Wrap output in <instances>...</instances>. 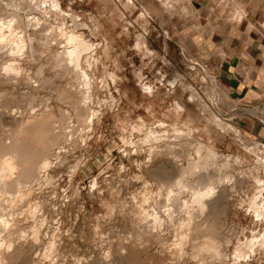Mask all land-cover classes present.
<instances>
[{
	"label": "bare ground",
	"instance_id": "bare-ground-1",
	"mask_svg": "<svg viewBox=\"0 0 264 264\" xmlns=\"http://www.w3.org/2000/svg\"><path fill=\"white\" fill-rule=\"evenodd\" d=\"M134 1L135 0H125L126 4L135 3ZM158 1L161 3V5L164 8H166V10L168 9L170 11H177V10L187 11L188 4L192 5V3H195L194 2L195 0H182V2H180V0H158ZM43 2H46L44 6L41 4ZM147 2L149 1L147 0ZM138 3H140V1ZM148 5L150 6V4ZM148 5L143 7L140 5L141 6V7L139 6L140 10H137L139 14L142 15L146 14L147 16ZM151 7L152 5L149 8L150 10ZM24 8L30 11L35 8L38 10H43V12L45 10L48 12H55L60 14L63 11L62 10L63 8H61L59 0H5V3L2 2V0H0V56H2V54L7 50H8L7 52H9L7 55V59H9V61L6 60L2 62V60H0L3 69L2 71L0 70V83L9 81L12 78L17 79L20 76L21 71L25 65V64L22 65L20 60H24L23 63L26 62L28 63L32 59L34 61L35 54L40 55V53L44 50L45 51L43 53H46V49L42 50L40 48L41 52L37 54L38 49H36L34 45L35 39H38L39 38L38 36L40 35L39 34L37 36L38 38H35V33H38L37 32L38 30L41 31V26H45V25L43 24L42 21L39 20V18L34 17L35 18V21L33 22L34 27L30 28L31 19L28 20L23 18L24 15L22 16L21 15L22 13H20L21 12L20 10L21 9L24 10ZM155 12L157 11L155 10ZM152 13L153 12H150V14ZM69 14H70V18H72L73 20L71 21V23L73 22L72 25L76 26L77 23H80L79 24L80 26L82 22H78L75 19L77 14H75V18L73 17L74 14L73 16H71L72 13ZM240 14L242 13L240 12ZM84 25L86 24L84 23L83 26ZM46 28L47 27L45 26V28L43 29ZM78 28L75 29L73 26L67 25L65 23H61V26H59V33L61 35L60 40L56 36V39L59 40L57 42H62V44L58 43L61 44V48L52 50V53H48L50 54L49 58L46 55L48 58L47 63L50 64V66L48 64H45L44 66L45 68H47L48 66L52 68L53 66L55 68L53 74L54 76L52 74L51 76L43 75L44 74V73L42 74L43 64L45 62H39L36 65V68L33 67V69H35L34 70L35 73L37 74V76L35 77L36 78L38 77V79L35 80L33 79V77H31L33 79V81L32 80L31 81L36 83H32L29 78L30 76L26 74V78L29 83L28 85L30 89L28 90L25 89L24 94L23 92L22 94H18L19 97L21 96L22 99L25 98V100H27V101L24 100V102H27L30 105V102L32 101L35 102L34 100L35 98H37L36 95L38 96V94H36V90L40 88L39 86L41 87L43 86L42 88H47L48 86L52 87L53 84H55L54 87L56 88L53 89L54 92L56 90L55 93L57 97L56 100L58 102L62 101L66 103L65 106H67L69 110H65L64 108L66 107L62 109H60L59 107L57 110H54L51 107H49L50 105L49 106L47 104L43 105L44 103L42 100L41 101L43 105L42 107L40 105L39 108L38 107L34 108V106L31 105L30 107L28 106L24 111L20 110L18 114L14 112L13 114L15 115H13L12 118L10 116L11 123L9 124L10 125L9 129L7 128L8 131L4 130L6 134H4L5 132L4 133L0 132V264H16L15 262L19 261L20 259L29 257L30 250H32L36 246L35 243L36 240L34 241L33 237H32L33 239L27 238L20 240L19 235L14 234L15 232H18L20 234V231H22L23 229V221H22L23 217L21 218L20 216H18L19 213L17 214V211L18 209L20 211L21 205L23 203L27 201L30 202L32 200L31 194L34 191L32 189L34 187V186L32 187V185L34 184L33 182H36L35 180L39 178L40 176L39 172L41 170L45 169L46 171L49 168L50 164L52 163L51 157L55 155V158L56 157L59 158L60 162L64 161L65 159L62 160L64 157L62 155L65 154V152L68 151L73 144H76L77 142L79 144V141L80 140L82 141L84 139L85 134H87L85 128L87 126L89 128L91 124L90 122L96 119L93 118L98 117L99 115V113L97 112L98 110L96 111L94 109L95 106L90 105L91 102H94V99L97 100L98 98V96L96 95L97 86L95 85L94 77L92 75L93 68L91 67V65L93 64V62L96 61L97 58V57L95 58V51L98 48L97 46L98 42L95 41L96 43L95 44L89 39H86L83 32L78 31ZM95 29L93 28V30ZM55 31L57 33L58 29L56 28L54 32ZM56 33L55 35L58 34ZM48 34L49 33H47V35ZM43 36L45 37V35ZM39 39H41V37ZM43 40L44 41L39 42L40 46L46 45L50 47L52 44L54 45L55 43H57L56 41L50 42L51 39H49V37L48 38L45 37V39ZM136 40H137L136 46L138 51L143 52V54L152 51V49L147 46L146 39L144 35H142V33L140 34L138 33ZM104 41H105L104 45H102V47L100 46V48L101 50H103L104 54H107L110 45L106 41V39H104ZM39 44L37 43V48H39L38 46ZM8 45L9 47H7ZM5 47H7V49L3 50ZM53 48H55V45ZM93 57L95 58V60H93L94 59ZM46 65L48 66L46 67ZM93 65L95 66V63ZM138 70L135 71V76H137L138 80L136 81H139L137 83H139V86L141 87L140 93L149 100L150 99L154 100L155 98L162 99L164 97V94H162V96L159 94V92L162 91V89L159 87V85H157V79L143 80L142 72ZM35 73L33 72L34 75ZM101 74L102 73L100 72V75ZM55 76H57V78L58 76L60 78L65 77L66 83L64 84L62 82L61 85L56 86L57 82L53 83L54 78L52 79V77ZM107 76L109 78L110 77L114 78V76L116 75L112 71L111 72L107 71ZM200 76L202 79L204 78L202 75ZM113 80H111L110 82L112 83ZM63 81L65 80L63 79ZM174 81L169 80L171 85L174 83ZM112 85L114 84L112 83ZM180 85L182 87L185 86L183 81H180ZM172 86L174 87L175 84H173ZM49 89L50 88H48V90ZM174 90L175 89H172L171 91ZM195 91L193 92L190 91V97L188 98L190 102H193L194 104L198 103V93H196ZM182 92L183 90H181L180 95H182ZM108 93H110V91ZM13 95L14 94H12L9 97L10 100L14 102L18 98L17 101H19L18 96L17 98L14 97L16 99L13 100L14 99L12 98ZM199 95L201 96V94ZM6 97L7 96L3 98L6 100ZM112 98L113 97L111 94L110 99ZM208 98L210 102H201L202 103L201 106L200 107L198 106L201 112L199 111L193 112V110H191L187 106L189 104H186V101L180 99L177 95V97L173 100V103H171V107H169L165 112H163L164 116L169 117L170 122H166L165 119L159 118L158 120H156V122L151 124L148 123L147 120L142 115H138V114L136 116V119H132L133 121L131 119H130L131 121L129 119H124V118L119 119L121 121L119 132L121 133L123 143L126 145L127 143H130V145L132 144L135 147V148L133 147L134 153L140 152L141 150H143L142 148H144L145 152H147V159H145V161L143 160L144 161L143 163H141L142 160L140 162L137 161L138 163L136 166H138V172L134 174L136 180L142 182V185L140 186V188H138V191L135 194H133L132 197L133 200L134 198H136V202L134 201L137 210L136 212L138 214L136 215L138 217L137 219L140 220L139 221L140 225L142 226V229L139 228V230L137 229L136 226L135 230H138V234H137L138 241L141 243L143 242L142 244H144V241L150 239L156 240V242L158 241L160 244L161 243L164 244V242L167 241L164 235V231H168V233L170 232L173 238L171 237L172 243L169 244L171 246L168 252L175 257L176 261L174 262V264H181L180 263L181 259L184 257H189L190 259H192L194 261V264H213L214 261H218V262L221 261L223 263L224 261L227 260L251 262L252 260H254V258H259V256L261 255L264 256V228L252 229L249 234L245 233L246 235L244 234L243 230H241L239 232H241L240 234L243 235L238 236L239 234L238 235L235 234L236 231L223 228L224 221L223 219H221V217L224 215V213L227 210V204L230 199V196L237 195L236 194L237 179L247 178L248 180L250 178L252 180L251 183L253 182L252 184L250 183V185H252L251 186L252 190L251 191L249 190L250 191L249 193L248 191H245L247 189L241 190V195L238 198H236L237 202L234 200L236 202L235 205L237 208L244 207V209L246 210V214L250 216L251 220L254 223H264V138L257 137V139H252V141L249 140H248L249 142L246 141L245 134L244 135L241 134L240 128L229 122L224 121L223 118L216 116L212 112L211 105L218 103L219 92L216 91L210 93ZM7 101H9V99ZM101 101L103 102V99ZM10 102L11 101H9V105ZM19 102H21V100ZM99 102L97 103L99 104ZM36 103L37 102L33 103V105H36ZM94 103L96 104V102ZM1 105H5V103ZM146 108L147 110H151V105L147 104ZM115 113L116 112H114V114ZM1 114L2 112H0V115ZM89 116L90 118L88 119ZM1 122H3V120ZM126 126L128 127L131 136V137L128 136L129 139L126 136V132H127ZM116 127H117V123L115 128ZM76 130H78V132ZM169 131H171V133H169ZM220 131L227 133L232 131L235 140H237L241 144V150L240 151L238 150L234 154L219 152L216 147V142L217 139H219L218 135ZM133 132H136L137 134L136 138L132 136ZM169 137L172 138L170 139ZM60 143L62 144L65 143L64 150H58V147L57 149L55 148L56 145L61 146L59 145ZM180 152L182 153L179 154ZM76 160L75 163H73L72 165V170L70 169L71 166L70 167L68 166L72 174L76 173L80 167L79 161L81 159L78 160L77 162ZM247 160H249V164L247 167H245L244 169L238 168L240 171H234L235 169L234 165L235 166L241 164L243 165V163ZM45 175L48 178V181L52 177L50 174H48V172ZM235 176H238V178L236 179ZM46 180L47 179H45V181ZM108 180L107 183L109 182ZM39 181L41 182L40 179ZM92 181H93L92 184H95L96 177ZM110 183L112 184V182ZM245 183L244 185H246ZM36 184H38V182H36ZM120 187L123 186H119V189ZM241 188L243 187H240V189ZM112 189L113 188H111V190ZM109 190L110 189H108V191ZM40 204L41 202L36 200L29 203L27 208L29 213L27 212V214H29L31 217L32 216L36 217L35 215L37 214V211L41 209ZM124 204L126 203L124 202ZM110 207H113V203ZM126 208L125 209L127 211L128 207ZM234 208H232V210ZM112 209L113 208H111V210L107 212L109 213V215L110 212L113 211ZM121 209L123 210V208ZM21 210L23 211V207ZM29 215L27 218H30ZM27 220H31V219H27ZM38 220H40V218H38ZM24 222L26 223V221ZM24 226L26 227V224ZM32 226L33 227L31 228L32 230L31 233L35 234L36 236L39 232L40 222L35 221ZM130 227L132 228V226ZM130 227H128L127 229L130 230L131 229ZM245 228L243 227V229ZM31 230L29 229V231ZM133 230L134 229H132V231ZM22 235L23 233H21V236ZM158 242L156 243V245L158 244ZM53 244L51 243L48 246L49 249L52 247ZM131 245L134 244H132L131 242ZM229 247H231L230 250L228 249ZM163 248L164 247H162L160 251H162ZM51 249L49 251H51ZM130 252H126V253H130ZM44 254L47 255L46 253ZM123 254L124 253H122V255ZM48 255L51 254L48 253ZM155 255H154V259L157 257V255L156 257ZM131 257H129L130 258L129 260H132L134 256L132 258ZM151 257L149 256V259L151 258L152 260L153 256ZM134 260L136 259H133L132 262H134ZM139 260H143V259H139ZM259 261H261V259ZM135 262H137V260ZM152 262H154V260ZM182 262L185 261L183 260ZM148 263L149 262H147V264Z\"/></svg>",
	"mask_w": 264,
	"mask_h": 264
},
{
	"label": "rangeland",
	"instance_id": "rangeland-1",
	"mask_svg": "<svg viewBox=\"0 0 264 264\" xmlns=\"http://www.w3.org/2000/svg\"><path fill=\"white\" fill-rule=\"evenodd\" d=\"M139 1L140 3H138ZM148 1L149 2H147V0H135L134 1L135 3L126 4L125 0H59L61 8H63L62 10L65 11V12L62 11L61 14L55 12H48L45 10L43 12V10H38L35 8L32 9L31 11L26 8H24V10L23 9L20 10L21 11L20 13H22L21 15L22 16L24 15L23 18L28 20L31 19L30 28L34 27L33 26V22L35 21L34 17L39 18V20L42 21L43 24L47 27L46 29H43L45 28V26H41V31L38 30L37 31L38 33H35V38L41 37V39L38 38L39 41L38 39H35V43H34L35 48L38 49L37 54L41 52V49L42 50L46 49V53H43L45 51L44 50L41 52L42 54L41 53L40 55L38 54L39 56L35 54L34 61L32 59L28 63L27 62L23 63L24 60H20L22 65L25 64L24 68L21 71L20 76L17 79L12 78L9 81L0 83V100H1L0 102H3L0 103V112H2V114L0 115V120L1 121L3 120V122L0 121V132L4 133L5 131H8L7 128L9 129L10 127L9 124L11 123L10 116L12 118V116L15 115L13 114L14 112L18 114L20 110L24 111L28 106L30 107L31 105L34 106V108L36 107L39 108L40 105L42 107L43 105L47 104L48 106L50 105L49 107H51L54 110H57L59 107L60 109L66 107L64 109L69 110V108L65 106L66 103L62 101L58 102L56 100L57 98L55 95L56 90L54 92L53 89L56 88L54 87L55 84H53V86L51 85L52 87L46 86L47 88H42L43 86L42 87L39 86L40 88L36 90V94H38L39 97L36 95L37 98H35L34 100L35 102H37L36 105H33V103H35L33 101L30 102L29 105L27 102H24L25 98L22 99V97L21 96L19 97L18 95V94H22V92L24 94L25 89L26 90L30 89L28 85L29 83L26 78V74L30 76L29 77L30 81L31 80L33 81V79L35 80L38 79V77L37 78L35 77L37 76V74L35 73L34 71L35 69H33V67L36 68V65L39 62H45L43 64V72H42V74L44 73L43 75L51 76V74L52 75L54 74L55 68L53 66L52 68L49 67L50 64L47 63V60L50 56V54L48 53H52V50L61 48L62 42H57L61 38V35L59 33V26H61V23H65L67 25L73 26L75 29L79 27L78 31H82L86 39H89L93 43H95V41L98 42L97 44L98 48L95 51V58L97 57L96 58L97 62L96 61L93 62V64L95 63V66L93 64L91 65L93 69L90 68L92 69V75L94 77L95 85L97 86L96 95L98 96L97 98L98 101L94 99V102H96V104L94 102H91L90 105L95 106V108L94 107L93 108L96 111L98 110L97 112L99 113V115L98 117L93 118L96 119L90 122L91 124L89 128L88 126L85 128L86 133L88 135L85 134L84 139L82 141L80 140L79 144L78 142L76 144H73L74 145V146L72 145L73 148L71 146L70 149L68 150L69 154L68 151H66L65 154L63 155L61 154L62 156H64L62 160L65 159L66 161L64 160L60 162L59 158L57 157H56L57 159L55 158V155L51 157L52 163L50 164L49 168L46 171L45 169L41 170L39 172L40 175L39 178L35 180L36 182H38V184H36V182H33L36 185L34 184L32 185V187L34 186L32 188L34 191L31 194L32 200L30 202L28 201L25 202L26 206L25 203H23L22 204L23 206L21 205V208L19 207L20 211L19 209L18 211L16 209L17 214L19 213L18 216H20L21 218L23 217L22 218L23 229L22 231H20V234L18 232H15L14 234L19 235L20 240L27 238L28 239L34 238V241L36 240L35 241L36 246L32 250H30L29 257L20 259L19 261L15 262L16 264H53V263L54 264H140L141 261L142 263L144 262L143 264L145 263L147 264V262H149L148 264H150L153 260L154 262H152L151 264H172V263L174 264L176 259L168 252L171 246L169 244L172 243V238H173L170 232L168 233V231H164L165 238L167 239V241L164 242V244L162 243L160 244L157 241L158 244L160 245L158 244L156 245L157 242L156 240L153 239L144 241V244H142L143 242L141 243L138 241V236H137L138 230L139 228L142 229V226L139 223L140 220L137 219L138 214L136 212L137 211L136 205L134 203V201L136 202V198H134L133 200L132 197L133 194H135L138 191V188H140L142 182L136 180L134 174L138 172V166H136L137 163L140 162L141 160H142L141 163H143L145 159H147V152H145L144 148H142L144 151L141 150L142 152L141 151L138 152L139 153L138 155V153H134L135 147L132 144L130 145V143H127L126 145L123 143L121 133L119 132L120 122H121L119 119H123V118L129 120L136 119V116L138 114V115H142L147 120V122L151 124L156 122V120H158L159 118L160 119L163 118L166 120V122H170L169 117L164 116L163 112H165L169 107H171V103H173V100L177 97V95L180 99L186 101V104H189L187 106L191 110H193V112L195 111L201 112L199 110V107L202 104L201 102H210L208 98L210 93L217 91L219 92V100L217 104L211 105L212 112L216 116L223 118L224 121L229 122L240 128L241 134L242 135L245 134L246 141L248 140L252 141V139H257V137L258 138L262 137V136H258L257 133L252 134L248 132L246 130V124H248L249 118L251 117L250 119L254 118V120L252 119L255 122L254 124L264 125V107L262 106L258 107L257 105L252 103L240 104L238 102L233 101L227 90L224 88L223 84L220 81H218V79L214 76V73L212 72L210 66L208 65L209 64L208 60L205 59L206 54L202 53V50L198 43V40L201 39L202 36H204V38L206 39L210 38L212 32L214 30L215 31L217 30V27H215V25L214 24L212 25L211 23V21L216 19L217 16H222L225 20L238 19L237 17L240 15V12L244 11L245 8L244 2L242 0H233L234 4L231 6L228 13V8L231 4V0H223V1L221 0L222 2L219 5L215 3L216 0H195L194 1L195 3H192V5L188 4L187 11L181 10L182 12L179 10L177 11H170L168 9L166 10V8H164L158 0H152V1L148 0ZM2 2L5 3V0H2ZM180 2H182V0H180ZM45 3L46 2H43L41 4L44 6ZM139 4L142 7L147 6L148 4H150V6L152 5L151 10L149 9L150 6L148 5V12H149V13L147 12L148 17L146 16V14L143 15L139 14V12L137 11L140 10L141 7ZM159 7L161 9L164 8L162 9L164 13ZM238 9H241L242 11L239 12ZM155 10L157 12H155ZM150 12L153 13L150 14ZM69 13H72L71 16H73L74 14L73 16L74 18H75V14H77L75 19L78 22H82L81 23L82 26L81 25L79 26L80 23H77L76 26L72 25L73 22L71 23V21L73 20L72 18H70ZM93 20L95 23L96 22L98 23L95 24ZM84 23L86 25L83 26ZM56 28L58 29L57 32L58 34L56 33L57 30L54 32ZM93 28L96 29L93 30ZM47 33H49L50 35L52 34L53 36L52 35L51 36L53 38L49 34L47 35ZM55 33L57 35H55ZM89 33L92 35H90ZM138 33L139 34L142 33V35H144L147 42V46L152 49V51H150L149 53L143 54V52L138 51L136 46L137 43L136 39ZM43 35H45V37L47 38L49 37V39H51L50 42L53 41L57 42L54 44L55 48H53L54 47L53 44L50 46L51 48L46 45H41L43 47L40 46L39 42L44 41L43 39H45ZM56 36L59 40L56 39ZM104 39H106V41L110 45L107 54H104L103 50H101L100 48V46L102 47V45H104L105 43ZM36 41L39 44L38 45L39 48H37ZM7 47H9V45ZM7 47H5L3 50L7 49ZM7 51H5L2 54V56H0V60H2V62L6 60L9 61V59H7V55L9 52ZM46 55L48 56V58ZM95 58L93 60H95ZM45 64L49 65V66L46 65V67L48 66L47 68L49 69L44 67ZM0 70L1 71L3 70L1 61H0ZM136 70L142 72L143 80L157 79V85H159V87L162 89V91H160L159 94L161 96L162 94H164V97L162 98L163 100L159 98H155L154 100L151 99L149 100L140 93L141 87L139 86V83H137L139 81H136L138 80L137 76H135ZM107 71L114 72L116 76H114V78L113 77L109 78L108 77L109 74L107 76ZM33 72L35 73V75L33 74ZM100 72L102 74L103 73L106 74L100 75ZM200 75H202L205 79L204 78L202 79ZM31 77H33V79ZM55 77H52V79L54 78L53 83L57 82L56 86L61 85L62 82L64 84L66 83L65 77L60 78L58 76L59 79L57 78V76ZM63 79L65 81H63ZM111 80H113L112 83L114 85H112V83L110 82ZM169 80L172 81L175 80L173 83L175 84L174 87L172 86L173 84L171 85ZM97 81L100 83H98ZM104 81H106L107 83ZM180 81H183L187 88L185 86L182 87L180 85ZM32 83H36V82H32ZM48 88L50 89L48 90ZM172 89L175 90L171 91ZM181 90H183L182 95H180ZM109 91L110 93H108ZM190 91L191 92L195 91L196 93H198V103H196L198 105L194 104L193 102H190V100L188 99L190 97ZM10 94L11 95L14 94L12 98L14 97L17 98L18 96L19 101L21 100V102L17 101L18 98L17 99L14 98L13 100L16 99L14 102L10 100L9 98L11 96ZM111 94L114 99L113 98L110 99ZM199 94H201V96ZM5 96H7L9 101L12 102V103L10 102V105H9V101H7L8 100L7 97L6 100L3 98ZM100 97L103 99V102L101 101L102 99ZM42 100L44 103L43 105L41 102ZM54 102L57 105H55ZM97 102H99V104ZM4 103L5 105H1ZM103 103L106 105H104ZM147 104L151 105V110H147L146 108ZM6 106L8 107V109ZM114 112L116 113L114 114ZM126 116L129 118H127ZM89 118L90 116L88 117V119ZM116 123H117V127L115 128ZM126 128H127L126 136L129 139L128 137L130 136L129 129L127 126ZM78 130L76 131L78 132ZM171 131H169V133H171ZM4 134H6V132ZM132 136L136 138L137 136L136 132H133ZM169 138L171 139L172 137ZM218 138L219 139H217L216 147L219 152L234 154L238 150L239 151L241 150V144L237 140H235L232 131L228 133L220 131ZM64 144L65 143L63 144L60 143L59 145H61L62 147L56 145L55 148L57 149L58 147V150H64L65 148ZM181 153L182 152H180L179 154ZM75 160L76 162L80 160L79 161L80 167L76 173L72 174L71 172L72 165L73 163H75ZM245 162L243 163V165L242 164L236 166L234 165L236 169V170L234 169V171H240L239 169L242 168L244 169L245 167H247L249 164V160ZM83 165L86 166L84 167ZM68 166L69 167L71 166L70 167L71 170L69 169ZM47 172L52 176L49 179V181L45 175ZM94 175L96 177V183H95L96 185L92 184L93 182L92 180L95 179ZM42 176L46 178H43ZM235 177L236 179L238 178V176ZM39 179L41 180L42 183L39 181ZM45 179L47 180L45 181ZM107 180L109 181L108 182L109 184L107 183ZM240 180L242 181L243 184L241 183ZM248 180L247 178L237 179V183H236L237 189L235 187V189L237 190L236 191L237 195L230 196V199L227 204V210L224 213V215L221 217V219H223L224 221V225L226 224L225 226L223 225V228L236 231L235 234L237 235L239 234L238 236L243 235L240 234L241 232H239L241 230H243L244 234L245 233L249 234L252 229L264 228V223H254L251 220L250 216L246 214V210L244 209V207L237 208L235 205L237 202L236 198H238L241 195V190L247 189L245 191H248V193L252 190L251 187L252 185H250L252 180L250 178ZM110 182H112V184ZM244 183L246 185H244ZM247 184L250 186H248ZM119 186H123V187H120L119 189ZM89 187H91L92 189ZM240 187L243 188L240 189ZM111 188H113L115 191L113 189L112 191ZM108 189H110L112 192L110 190L108 191ZM35 200L41 202L40 204L41 209H39L41 211L39 210L37 211L38 215L36 214L35 215L36 217L33 216L31 217L29 214H27L28 212L27 208L29 203ZM102 201L104 204L102 203ZM124 202L127 205L124 204ZM112 203H113V207H110ZM232 206H234L236 209ZM22 207H23V211L21 210ZM126 207H128L127 211H126L127 209ZM111 208H113L112 209L113 211H111L113 213L110 212L109 215V213L107 212H109ZM121 208H123V210ZM232 208H234L233 209L234 211L232 210ZM105 209L107 210L109 209V210L107 211ZM24 210L25 211L27 210L26 213ZM28 215L30 218H27ZM129 216L131 217V219ZM26 218L31 220H27ZM38 218H40V220H38ZM24 221H26V223ZM27 221L30 223H28ZM35 221L40 222L39 232L36 236L35 234L31 233L32 232L31 228L33 227L32 225ZM25 224L26 227L24 226ZM130 226H132V228ZM136 226L138 230H135ZM128 227H130L131 229L130 230L127 229ZM243 227L244 228L246 227L247 229L246 228L243 229ZM29 229L31 231H29ZM132 229H134L133 231L135 232H133ZM28 232H30L31 234ZM21 233H23L22 235L23 237L21 236ZM131 242L134 245H131ZM51 243L53 244L52 247L54 248L51 247L52 249L50 248L51 251H49L50 249L48 246ZM134 246L137 249H135ZM158 246L160 249L158 248ZM162 247L164 248L162 249V251H160ZM230 248L231 247H229L228 249L230 250ZM126 252H130V253H126ZM44 253H46L47 255H45ZM48 253H50L51 255H48ZM122 253L124 254L122 255ZM149 253L152 254L150 255ZM157 253L159 254V256ZM129 254L131 256L133 255L134 256V257L132 256L133 259H136L137 262H135L136 260L132 262L133 259L129 260L130 259L129 257H131ZM155 254L157 255V257ZM154 255L157 258V260L156 258L154 259ZM141 256L144 257L142 258ZM149 256L150 257L153 256V259L151 260L152 257L149 259ZM138 258L143 260H139ZM144 258H146L147 260ZM260 259L261 261H259ZM49 260L51 261V263ZM183 260L185 262H182ZM180 263L194 264V261L189 257H184L181 259ZM213 264H264V256L261 255L259 256V258H254V260H252L251 262L227 260L224 261L223 263L221 261L219 262L214 261Z\"/></svg>",
	"mask_w": 264,
	"mask_h": 264
},
{
	"label": "crops",
	"instance_id": "crops-1",
	"mask_svg": "<svg viewBox=\"0 0 264 264\" xmlns=\"http://www.w3.org/2000/svg\"><path fill=\"white\" fill-rule=\"evenodd\" d=\"M242 1L245 8L238 9L242 11L238 19L217 16L211 21L217 30L210 38L202 36L198 43L214 76L233 101L264 107V0ZM233 4L231 0L228 13ZM250 118L246 130L264 137V125L254 124V118Z\"/></svg>",
	"mask_w": 264,
	"mask_h": 264
}]
</instances>
